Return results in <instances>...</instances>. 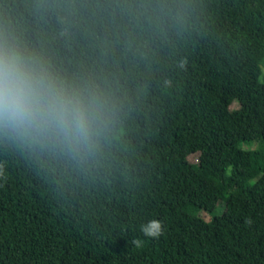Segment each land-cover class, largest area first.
I'll return each mask as SVG.
<instances>
[{
	"label": "trees",
	"instance_id": "16d2710c",
	"mask_svg": "<svg viewBox=\"0 0 264 264\" xmlns=\"http://www.w3.org/2000/svg\"><path fill=\"white\" fill-rule=\"evenodd\" d=\"M0 34L112 117L87 157L0 134V264H264V0H0Z\"/></svg>",
	"mask_w": 264,
	"mask_h": 264
},
{
	"label": "clouds",
	"instance_id": "9594fccd",
	"mask_svg": "<svg viewBox=\"0 0 264 264\" xmlns=\"http://www.w3.org/2000/svg\"><path fill=\"white\" fill-rule=\"evenodd\" d=\"M111 118L103 90L66 82L10 35L0 34V134L49 141L73 158L87 157ZM162 231L156 219L140 225L145 237ZM132 243L139 246L140 241Z\"/></svg>",
	"mask_w": 264,
	"mask_h": 264
},
{
	"label": "rangeland",
	"instance_id": "374dc122",
	"mask_svg": "<svg viewBox=\"0 0 264 264\" xmlns=\"http://www.w3.org/2000/svg\"><path fill=\"white\" fill-rule=\"evenodd\" d=\"M257 62L261 69V73H260V76L258 77V81L261 82L264 79V54L257 56ZM244 148H247V146H245ZM198 215L205 222L209 221L212 218V215L209 213L201 212ZM121 261L122 259H117V260L111 261L109 264H117V263H120Z\"/></svg>",
	"mask_w": 264,
	"mask_h": 264
}]
</instances>
